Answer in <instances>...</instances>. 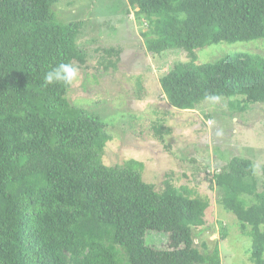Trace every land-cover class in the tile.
<instances>
[{
    "label": "trees",
    "instance_id": "trees-1",
    "mask_svg": "<svg viewBox=\"0 0 264 264\" xmlns=\"http://www.w3.org/2000/svg\"><path fill=\"white\" fill-rule=\"evenodd\" d=\"M57 1L0 0V264H220L217 244L209 251L205 241L201 248L194 242V228L207 221V196L168 179L157 190L133 159L105 164L111 137L103 114L71 103L62 83L45 86L51 68L82 67L89 55L78 42L83 22L57 21ZM127 3L149 21L140 29L146 51L187 54L159 79L172 107L195 109L216 97H238L243 111L264 103V56L239 52L196 64L194 52L263 38L264 0ZM94 50L98 68L117 69L122 45ZM153 130L163 142L170 128L159 122ZM261 170L259 182L250 159L233 157L213 177L220 204L250 239L248 264H264ZM147 230L168 233L167 248L148 245Z\"/></svg>",
    "mask_w": 264,
    "mask_h": 264
},
{
    "label": "rangeland",
    "instance_id": "rangeland-1",
    "mask_svg": "<svg viewBox=\"0 0 264 264\" xmlns=\"http://www.w3.org/2000/svg\"><path fill=\"white\" fill-rule=\"evenodd\" d=\"M52 9L61 23L83 22L78 42L89 55L82 67L73 62L80 76L69 87L67 98L76 106L103 114L100 117L111 137L103 162L113 166L133 159L143 163V181L154 184L157 190L168 179L179 188L207 196V221L194 228L195 245L201 248L203 240L211 251L217 244L220 264H248L245 251L250 239L239 235L237 218L220 204V190L213 177L220 166L240 157L252 161L261 182L264 103H252L243 111L238 97H216L202 101L195 109H176L169 104L159 79L172 65L186 61L187 54L180 50L161 55L146 51L140 29L145 32L149 21L142 14L136 18L137 8L131 9L127 0H58ZM130 43L133 46H128ZM117 44L123 46L117 69L98 68L100 54L94 48ZM194 52L196 64L215 63L239 52L264 56V37L213 43ZM159 122L170 128L163 142L153 130ZM221 227L227 232L224 237ZM145 240L152 247L166 249L168 233L147 230Z\"/></svg>",
    "mask_w": 264,
    "mask_h": 264
},
{
    "label": "clouds",
    "instance_id": "clouds-1",
    "mask_svg": "<svg viewBox=\"0 0 264 264\" xmlns=\"http://www.w3.org/2000/svg\"><path fill=\"white\" fill-rule=\"evenodd\" d=\"M80 76V70L76 65L63 62L51 68L44 76L45 86L62 83L66 87H71Z\"/></svg>",
    "mask_w": 264,
    "mask_h": 264
}]
</instances>
